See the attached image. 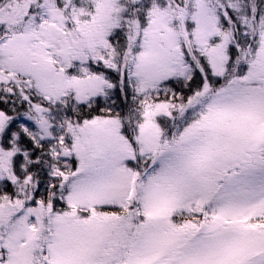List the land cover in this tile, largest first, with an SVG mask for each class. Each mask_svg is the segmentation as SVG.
Segmentation results:
<instances>
[{"label": "snow or ice", "instance_id": "obj_1", "mask_svg": "<svg viewBox=\"0 0 264 264\" xmlns=\"http://www.w3.org/2000/svg\"><path fill=\"white\" fill-rule=\"evenodd\" d=\"M0 264H264V0H0Z\"/></svg>", "mask_w": 264, "mask_h": 264}]
</instances>
